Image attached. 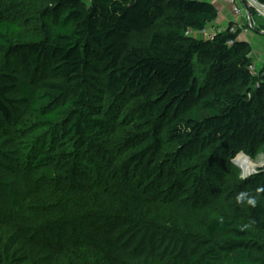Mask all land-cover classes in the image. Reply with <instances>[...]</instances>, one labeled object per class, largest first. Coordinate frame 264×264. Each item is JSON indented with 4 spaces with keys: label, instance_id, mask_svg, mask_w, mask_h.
<instances>
[{
    "label": "trees",
    "instance_id": "1",
    "mask_svg": "<svg viewBox=\"0 0 264 264\" xmlns=\"http://www.w3.org/2000/svg\"><path fill=\"white\" fill-rule=\"evenodd\" d=\"M43 13L30 34L0 11V264H264V179L244 185L255 206L233 199L198 227V188L180 198L175 172L205 157L192 182L210 189L206 151L264 145V77L240 30L196 37L218 17L198 0Z\"/></svg>",
    "mask_w": 264,
    "mask_h": 264
},
{
    "label": "rangeland",
    "instance_id": "2",
    "mask_svg": "<svg viewBox=\"0 0 264 264\" xmlns=\"http://www.w3.org/2000/svg\"><path fill=\"white\" fill-rule=\"evenodd\" d=\"M88 1V0H86ZM223 1V0H221ZM45 7V0H0V11L5 13V16L9 20H14L19 23L22 29H25L30 34H37L42 32L43 26L46 24H52L51 15H47L46 18H41L44 16L43 9ZM230 21L234 17L228 7ZM238 21V20H237ZM245 22L244 19H242ZM260 23L262 21H259ZM214 24V23H213ZM211 26L209 25L204 31L195 33L196 37H206L211 32ZM256 31L251 30L247 34L252 39L253 51L256 54H261L264 52V34H260ZM255 38V40L253 39ZM96 93L92 94L95 96ZM92 103H96V99H92ZM94 104V103H93ZM133 103H128L124 105L123 111L129 112L134 108ZM126 108V109H124ZM167 150H172V147H167ZM175 149L173 152L175 153ZM210 150L206 151L208 161H211L213 169L217 170L218 173L214 176L212 173H207L206 164L202 165L198 169L200 178H208V186L203 187L198 185L197 182H192L193 173L195 172V166L198 167L199 163L205 160V157L192 158L191 160H182L181 164H175V172L178 174L182 169L184 176L182 180L184 182L185 192L180 194V198H189L193 195L198 188L199 198H205L203 202L198 200V211L195 215L198 217V227L205 221L219 217L229 211L233 207V199H235V194L243 192L244 185L248 182V186L251 189L255 188L257 181L263 182L264 179V145H257L252 150L244 142H234L232 146L218 148V151L211 155ZM213 156V157H212ZM180 159L178 158V162ZM220 160L222 163L220 164ZM242 165L249 164L247 170L241 167ZM235 166V170H230L229 166ZM167 171V168L165 169ZM173 172V171H172ZM182 173V174H183ZM166 174V173H165ZM181 174V175H182ZM195 174V173H194ZM175 175L171 174V178ZM255 190V189H254ZM203 194L200 196L199 193ZM234 192H236L234 194ZM177 199V196H176ZM175 200V199H174ZM202 200V199H201ZM180 202V200H175L174 202ZM187 202V201H185ZM176 204V203H175Z\"/></svg>",
    "mask_w": 264,
    "mask_h": 264
},
{
    "label": "built area",
    "instance_id": "3",
    "mask_svg": "<svg viewBox=\"0 0 264 264\" xmlns=\"http://www.w3.org/2000/svg\"><path fill=\"white\" fill-rule=\"evenodd\" d=\"M223 2L230 8L234 16L230 21V32L234 33L236 30H240V33H247L254 30L264 34V4L258 0H223ZM214 33L210 32L206 37L211 38ZM249 69L254 75L264 77V65L256 66L253 63Z\"/></svg>",
    "mask_w": 264,
    "mask_h": 264
},
{
    "label": "crops",
    "instance_id": "4",
    "mask_svg": "<svg viewBox=\"0 0 264 264\" xmlns=\"http://www.w3.org/2000/svg\"><path fill=\"white\" fill-rule=\"evenodd\" d=\"M198 1L208 2L212 4L217 10L218 17H217V20L214 22V24H212L213 26H211V32H215L217 30H224L225 28H227L228 24L230 23L231 17L229 16L228 6L223 1L221 0H198ZM247 33H240L238 38L240 40L247 41L250 44L251 58H252L254 65L262 66L264 65V52L258 55L253 51V47L251 43L252 39L250 38V36H248ZM253 39L255 40L254 37Z\"/></svg>",
    "mask_w": 264,
    "mask_h": 264
},
{
    "label": "clouds",
    "instance_id": "5",
    "mask_svg": "<svg viewBox=\"0 0 264 264\" xmlns=\"http://www.w3.org/2000/svg\"><path fill=\"white\" fill-rule=\"evenodd\" d=\"M257 192H264V188L257 189ZM236 203L240 205H251L255 206L257 203V199L253 196H250L247 192H240L236 196Z\"/></svg>",
    "mask_w": 264,
    "mask_h": 264
},
{
    "label": "bare ground",
    "instance_id": "6",
    "mask_svg": "<svg viewBox=\"0 0 264 264\" xmlns=\"http://www.w3.org/2000/svg\"><path fill=\"white\" fill-rule=\"evenodd\" d=\"M241 167H242L243 169L247 170V169L249 168V164H247V165H242V164H241Z\"/></svg>",
    "mask_w": 264,
    "mask_h": 264
}]
</instances>
